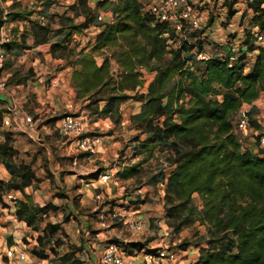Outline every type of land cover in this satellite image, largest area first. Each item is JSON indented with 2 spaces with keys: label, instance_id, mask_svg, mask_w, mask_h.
Masks as SVG:
<instances>
[{
  "label": "trees",
  "instance_id": "trees-1",
  "mask_svg": "<svg viewBox=\"0 0 264 264\" xmlns=\"http://www.w3.org/2000/svg\"><path fill=\"white\" fill-rule=\"evenodd\" d=\"M10 1V6H21V0ZM238 2L227 0L228 20L237 13L234 6ZM96 5L74 0L64 10L47 6L43 13L25 7L8 12L0 25H23L11 28L14 37L2 45L4 67L12 66L13 54L22 49L39 48L38 56L44 51L63 60L61 69H73L77 100L94 115L95 122L112 119L114 127L123 122L120 108L124 103L140 102V110L131 114V121L138 129L133 138L134 156L143 158L123 166L117 176L124 180L137 177L143 162L166 147L173 168L165 187L170 205L165 218L177 220L176 231L195 221V217L179 220V216L186 210L193 215L195 196L203 197L199 218L207 235L194 243L200 253L194 264H264V147L260 146L253 116L256 150L244 148L232 131L241 105L252 103L264 91V48L256 45L255 37L256 30L264 33V0H246L241 17L242 23L247 19L245 37L233 60L229 47L224 55L200 58L209 41L203 37L206 29L184 24L177 32L147 11L141 0H97ZM101 9L111 11L114 20L98 21ZM41 15L46 18L44 23ZM77 17L83 20L77 22ZM92 26L98 28L93 44L77 43L74 36ZM107 50H112V56ZM256 51L248 69L250 54ZM97 54L104 55L101 63ZM112 59L120 67L118 74L112 69ZM141 68L155 72L147 91L139 90L143 84ZM30 73L32 69L25 75L16 70L9 83L27 88ZM214 95L221 98H212ZM4 104L0 97V167L10 178L0 177V217L11 205L15 207L16 217L38 234L36 241L42 248L31 249L36 257L49 259L52 254V264H85L79 256L81 248L67 245L65 240L68 233L63 224L70 222L72 215L53 201L39 205L25 192L27 187L39 188L43 178L36 173L34 160L18 159L15 132L3 127ZM63 116L50 117L46 124L53 127ZM9 191L21 192L24 199L7 201L3 194ZM63 210L62 221L47 220L51 213ZM191 245V240L181 241L175 250ZM127 247L130 253L153 251L147 242H131Z\"/></svg>",
  "mask_w": 264,
  "mask_h": 264
},
{
  "label": "rangeland",
  "instance_id": "rangeland-1",
  "mask_svg": "<svg viewBox=\"0 0 264 264\" xmlns=\"http://www.w3.org/2000/svg\"><path fill=\"white\" fill-rule=\"evenodd\" d=\"M238 1V4H235V7L238 8L237 13L230 21L228 20V10L224 0L221 1L223 3L222 5L218 4V2H216L214 6L212 5L213 7L210 12H207L206 8L199 6L202 28L206 29L203 37L209 40L208 43L204 45V51L207 56L224 55L225 50L223 42L231 43L234 42L231 40L236 38V42L244 40V27L246 26L247 19L242 23L241 17L245 9L246 0ZM50 2L52 3L50 4ZM71 2V0H21V6L18 7L10 6L12 3L10 0H0V20L5 21L8 12L18 11L24 7L27 10L36 9L37 12L43 13L48 9L47 6H53V9L64 10V6ZM89 3L91 6H97V0H89ZM99 11L107 12L104 9ZM99 11H97V17ZM76 19L77 22L83 20L79 17ZM213 19L215 23L210 25L209 21H213ZM98 21L100 20L98 19ZM17 25L22 26L23 22H5L0 25V29L2 28L0 39L3 37L7 38L8 36L10 38L14 37V31L11 30V28ZM97 32L98 28L92 26L85 29L83 33L75 35L74 39L82 46L93 44ZM25 50L26 49L18 50L13 54L12 66H7L5 64L6 67H4L5 59L3 60L2 66H0V82L4 81L5 84L3 87H0V97L6 100L5 107L7 105V100L14 99L16 101H22V105H24L23 108L34 115L36 119H40L38 124H43L46 118L56 114L54 112L55 108L52 106L44 108V106L41 105L40 101L37 100V95H35L37 93L33 83L39 82L41 76L45 75L46 72H49L48 75H54V73L61 70L62 62L53 59L44 51L41 53V57L30 53L28 54ZM106 52L109 56H112V50H107ZM255 54L256 53L250 54L248 69H250L254 63ZM35 56L38 57L37 60L34 58ZM103 56L104 55L97 54V59L100 63L103 61ZM10 57H12V55ZM40 66L44 69H38L37 71L34 69ZM30 69H32V73H30L31 78L28 81V88H25L23 85L9 83L10 76L16 70H19L25 75L29 74ZM112 69L116 74L120 72V67L114 59H112ZM141 72L143 84L139 87V90L147 91V87L153 80L155 72L146 68H141ZM212 98L220 99L221 96L214 95ZM26 101L27 104L25 103ZM71 101L75 103V101ZM140 106V102L133 100L124 103L120 108L123 122L117 127H114L112 119H110V121L98 120L95 122L94 115L84 107V103L81 100L78 101V105L75 106L73 111L85 119L91 131L101 134L104 137V144L96 151L97 153L100 152V156L97 159H93V161L84 159L86 156H81L82 154H79L77 162L74 163L73 157L68 153V150L60 144L57 145L54 143L43 130L41 131L42 140L39 142L32 141L26 133L21 131L17 132L18 135L16 136L15 143L19 149V158H25L26 161L34 160L33 166L35 171L39 176L45 178L38 189L32 187L27 188V192L32 193L39 190L38 195L41 203H45L49 200L54 201L66 208L65 211L68 214H73V220H77L74 216L77 214L75 212L79 211L80 213L78 215L88 218L87 220L90 225L87 230L89 231L90 237L92 235L96 236L98 232L95 228L98 226L97 222L100 220V214H102V220L105 219L107 221V226H102V234L104 235L101 242H96L95 245L90 243L91 252L96 256V261L93 260L89 253V259L86 261V264H101L100 258L103 249L110 239L117 238L122 240V236H131V233L127 231L123 224L115 223L113 220V215L121 212V209L130 211L132 215L136 213L144 214L146 218L157 220V222H155L156 225L161 224V227L164 226L166 229L168 227L167 230L170 231L169 246L171 249H175L181 241L191 240L193 245L189 248L193 250L195 248L194 243L201 240L203 235H207L206 225L203 223L202 219L199 218L204 206V202L202 201L203 197L195 196V202L193 204L195 213L193 215H190L189 210H186L179 216V220L187 217L196 218L189 226H184L180 232L174 229L177 220L165 218L166 208L170 206L166 200L165 187L167 177L173 168L169 162L171 154L166 147L163 146L162 150L157 151L154 156L143 162V165H141V173L137 177L124 180L117 176L118 171L123 166L139 162L143 158V155L138 157L134 156L136 142L133 141V138L137 134L138 129H136L131 121V114L139 112ZM256 111L254 113V120L258 127H253L261 133H264V113L260 114L259 111ZM58 112L62 113L63 111ZM258 114L260 115L259 117L257 116ZM98 123L99 126H97ZM53 134L55 137L59 136L56 133ZM142 137L145 138L146 135ZM242 144L244 148H253L254 150L258 148L254 140L253 131H250L246 135ZM47 166L49 170L46 169ZM93 169L94 171L87 173ZM105 170L112 171L118 180L115 181L113 179L109 183L102 184V186L96 183L97 187H95L96 185L93 186L91 182H88V179L93 176L90 175L91 173H102ZM0 175L3 177L7 176L2 169L0 170ZM47 175H52V177H46ZM98 175L92 178L97 179ZM61 193L65 194L64 197L58 196V194ZM97 194L101 195V199L95 198ZM16 195L18 197H23L20 192H17ZM142 200L147 201L143 202ZM76 202L79 203L78 208L75 207ZM65 211H59L57 214L51 213L49 220L53 222L61 221L63 212ZM5 213L0 217V249H4L6 244L9 245L10 239L12 238L13 240L15 238L12 234L14 232L16 236H18L17 239L26 250L32 252L31 249L34 247L38 249L42 248L36 241L38 235L36 232L29 229L27 226L21 225L18 221L9 219L12 218V214ZM114 226L116 228H114ZM11 230L12 233H9ZM68 230L77 232L75 227H70ZM80 232L83 233V228H80ZM80 240L85 243L86 241H90V238L85 235V237H81ZM175 241H177V245L173 243ZM102 244L103 248L101 249L100 247ZM80 245L81 244L78 245V243L75 244L76 247H80ZM98 245L100 246L97 247ZM47 262L48 264H52L53 258L51 255Z\"/></svg>",
  "mask_w": 264,
  "mask_h": 264
},
{
  "label": "built area",
  "instance_id": "built-area-1",
  "mask_svg": "<svg viewBox=\"0 0 264 264\" xmlns=\"http://www.w3.org/2000/svg\"><path fill=\"white\" fill-rule=\"evenodd\" d=\"M145 9L154 14L160 21L169 23L177 32H180L184 24H188L192 29H203L198 4L201 0H141ZM41 22H45L44 15L39 16ZM99 20H114L112 14L109 17L104 12H99ZM2 29V28H1ZM0 29V33H1ZM256 45L264 48V33L256 30ZM9 36L7 38L0 39V66L5 59V53L2 50V45L11 40ZM241 40L238 42H231L229 44V51L232 52L231 59H235L237 52L240 50ZM256 51L255 53H257ZM200 58H207L205 52L200 53ZM4 81L0 82V87H3ZM58 80L53 78L50 84L51 88H57ZM67 108L69 112L59 120V130L63 136H65L70 145V150L73 154H80L82 152L95 153L104 144V137L101 134H97L89 129L88 123L85 119L73 111L75 103L68 102ZM8 110L15 118L23 114V118L28 122L30 126L34 123V118L23 108L22 101L9 100ZM257 110V111H256ZM253 111L260 114L264 113V91L260 96L252 103H243L237 112L236 119L234 121L233 133L239 137L240 142H244L246 135L255 130L251 127V118ZM260 116L259 114L257 115ZM264 118V117H263ZM11 117L9 115L4 116L3 127L11 126ZM99 126V125H98ZM259 134L260 146L264 147V133L256 131ZM33 139H35L33 137ZM117 181V177L112 171L105 170L99 174L98 180L102 184ZM141 191V190H139ZM4 197L9 202H14L17 197L15 191L5 192ZM97 199H101V195L97 194ZM7 211V209H6ZM8 212V211H7ZM138 214L122 215L121 222L127 226V229L133 233H140L144 231L147 223L145 220L139 218ZM114 218L119 216L117 213L113 215ZM165 221V220H164ZM101 226H106V222L101 220ZM161 225V224H160ZM182 251L171 249L169 245L162 244L153 249V251H135L130 253L126 243L120 241L107 242L102 252L100 263L101 264H167L168 261H177ZM5 256L8 259L9 264H48L47 260L40 259L33 255L29 250L25 248L13 246L6 249Z\"/></svg>",
  "mask_w": 264,
  "mask_h": 264
},
{
  "label": "crops",
  "instance_id": "crops-1",
  "mask_svg": "<svg viewBox=\"0 0 264 264\" xmlns=\"http://www.w3.org/2000/svg\"><path fill=\"white\" fill-rule=\"evenodd\" d=\"M71 1H74V0H71ZM221 1L222 0H201V2L198 4V6H202V7L206 8L207 12H210L212 10V7L214 6V4L216 2H218V4H220V5H222L223 3ZM224 1H225V6H227L226 5L227 4V0H224ZM236 4H238V3H236ZM66 7L67 6H64V9ZM235 8L236 7L234 6V9ZM237 9L238 8H236V10ZM99 12H101V11H99ZM104 13L106 14L107 17H109V15L112 14L110 11H107V12H104ZM210 21H209V23H210ZM213 21L212 22L215 23L214 19H213ZM236 39L231 40V41H235L236 42ZM29 43H32L31 39H29ZM223 45H224V50L227 47H229V43H224L223 42ZM37 51H39V48H32V49H26L25 50L26 53H28V54L30 53V54H33V55H37L36 54ZM48 55L52 57V55L50 53H48ZM34 58H36V60L38 59L37 56H35ZM55 60H59L60 62H62V65L64 64L63 60H60V59H55ZM34 69L37 71L38 69H44V68L42 66H40V67H38V68L36 67ZM72 71H73L72 68H64V69H61L58 72L54 73V75L53 74L48 75L49 72H46L45 75L41 76L39 82H37V83L34 82L33 83L34 89H35V91L37 93V100L40 101L41 105H43L44 108H48L49 106H52V107L55 108L54 112L56 114L51 115V117L65 115V113L69 112L70 110H69V108H67V104L71 100L75 101V106L78 105V101L79 100H77V98H76V90H75V88H74V86L72 84ZM53 78H56L58 80L57 88H51L50 87V84H51V81H52ZM8 102H9V100H7V103H6L7 104L6 105V107H7L6 110L7 111L5 112L4 116L9 115L11 117L12 124H11V126L4 127V128L14 131L15 132V138L18 135L17 132L21 131L23 133H26L28 135V137L32 141L39 142V141L42 140L41 139V131L43 130V131H45L47 133L48 137L53 140L54 143H56L57 145L60 144L62 147H65L68 150V153L73 157L74 163L77 162L79 154L78 155L73 154V151L70 150L71 148H70V145L68 143L67 138L65 136H63L61 134L60 130H59V120L53 125V127L51 125H47L46 124L47 119H49L50 117L46 118L43 121V124H38L40 119L39 118L36 119V117L34 115L29 113L24 108L27 111L28 114L33 116V118L35 120L34 123L32 124V126H30L28 124V122L25 120V118H23V116H24L23 114L19 115L18 117L16 116V118H15L13 115H11L9 113ZM22 104H23V102H22ZM3 107L6 108L5 104L3 105ZM23 107H24V105H23ZM58 111H63V112L59 113ZM104 120L110 121V119H108V118L104 119ZM98 125H99V123H98ZM53 133H56L59 136L55 137ZM33 137L35 139H33ZM83 153H85V152H82L80 154H83ZM84 156H86V158H84V159H88L90 161H93V159L99 158L100 152H98V153L95 152V153H91V154L89 153L88 155H84ZM18 159L26 161L25 158L24 159L18 158ZM27 162H30V161H27ZM1 169L4 171L5 174H7V176L3 177V176L0 175V177L5 179V180H8L10 178L9 173L7 172V170L3 166L0 167V170ZM46 169L49 170L48 166L46 167ZM91 171H94V169L90 170L87 173H90ZM100 173L101 172H99L98 174H100ZM90 175L95 176V173L93 172ZM93 176H91L90 179H88V182H91L93 184V186H95L96 183H99L100 186H102V183L98 180L99 175H98L97 179L92 178ZM46 177H48V176H46ZM49 178H51V177H49ZM44 179L45 178H43V181H44ZM95 187H97V185ZM27 188H31V187H27ZM26 189H25V192L31 196V198L33 199V201L35 203H37L39 205H44L46 203V202L45 203H41V201L39 200V195H38V191L39 190L34 191V192L31 193V192H27ZM36 189H38V188H36ZM20 198L24 199V195H23V197H20ZM49 201H52V200H49ZM55 204H57V203H55ZM57 205H59V204H57ZM80 206H81V204H80ZM76 208H78V207H76ZM7 211L4 210L3 213L6 212L5 214H7V213L12 214V218H9V219L18 221V222H20L21 225L27 226L24 221H21V220H19L16 217V215H15V207L13 205H11L10 209L8 208ZM120 211L121 212L117 213L119 216H117L113 220H114L115 223L123 224L125 226V228L127 229V226L124 223L121 222V216L122 215H132V214H131L130 211H128L126 209H124V210L121 209ZM75 213H77V214H75L74 217L77 220H73V217L71 216V221L68 222V223H64L63 224L66 232L68 233V237H66V239H65L66 242H67V245L75 246L76 243H78V245L81 244L80 245L81 251H79V256L81 257L82 260H84L85 264H86V261L89 259V253H90L91 257L93 258V260L96 261V256L91 252L92 250H91L90 243H92V245H95L96 242H101V240H102V237L104 235V234H102L103 233L102 232V226L103 225L101 226V224H100V222L102 220V214H100V220L97 222L98 226L95 228L96 231H98L96 236L92 235L90 237L89 236L90 235L89 231L87 230L89 225H90V223L87 220L88 218L86 216L78 215L80 213L79 211H76ZM137 216L139 218L145 220L146 223H147L144 231L136 234V233H133V232H131L130 230L127 229V231H129L131 233V236H129V235H125L124 237L122 236V238H121L122 240H119L117 238H113V239H110L108 242H110V241H117V242L120 241L122 243H126L127 245L128 244L130 245L131 242H147L148 249L149 248L154 249V248H156V247H158V246H160L162 244H166V245L170 244V238H169L170 231L167 230L168 227L166 229L164 226L161 227L160 224L156 225L155 222H157V220L146 218V216H144V214H138ZM49 218H50V216L47 218V220H49ZM103 220L105 222H107L105 219H103ZM49 221H51V220H49ZM51 222H53V221H51ZM57 222H59V221H57ZM106 226H107V224H106ZM70 227L71 228L75 227L77 232H74L73 230L71 232L70 230H68V228H70ZM108 227H110V226H108ZM28 228L31 229L30 227H28ZM80 228H83V233L80 232ZM114 228H116V227L114 226ZM9 233H12V230ZM76 233H78V234H76ZM12 234L15 237L13 240L10 237L11 238L10 241H12V244L11 245L10 244L9 245L6 244L4 249H0V253L3 252V253L0 254V256H2V257H0V264H9L8 263V259L5 256L6 249H8L10 247H13V246L24 248V246H22L20 241L17 239L18 236H16L15 232L12 233ZM85 235L88 238H90V241H86L85 243H83V241L80 240V238L81 237H85ZM77 238H79V239H77ZM173 243L177 245V241H175ZM99 246L100 245H98L97 247H99ZM66 248H67V246H66ZM100 248L101 249L103 248V244L101 245ZM61 250H62V252L65 251L63 247L61 248ZM143 250H145V249H143ZM181 251L182 252H181L180 257L178 258L177 261H168L167 264H194L197 261V259L199 257V254H200L197 248H194L193 250L191 248H188L186 250H181ZM100 254H101V251H100ZM51 256H52V254H51ZM43 260H48V259H43Z\"/></svg>",
  "mask_w": 264,
  "mask_h": 264
}]
</instances>
